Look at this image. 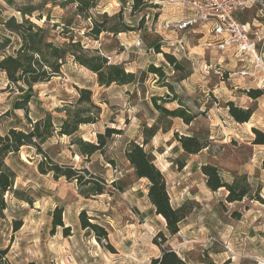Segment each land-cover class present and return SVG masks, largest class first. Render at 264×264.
Returning a JSON list of instances; mask_svg holds the SVG:
<instances>
[{"label":"rangeland","instance_id":"1","mask_svg":"<svg viewBox=\"0 0 264 264\" xmlns=\"http://www.w3.org/2000/svg\"><path fill=\"white\" fill-rule=\"evenodd\" d=\"M24 1L41 5L44 0ZM47 1L42 7L44 15H50L49 24L59 22L63 16H73L74 6L61 8L58 4L62 0ZM130 5L129 0H98L91 14L98 18L99 14L112 16L121 11L125 23L134 27L131 32L86 38L84 34L91 22L77 19L73 33L86 49L97 50L127 72L138 73L153 65L162 68L164 79L158 81L149 74L138 86L104 88L98 86L95 75L68 61L60 76L34 87L36 94L28 105L30 119L47 112L56 122L63 117L59 110L77 98L76 88H88L92 92V100L100 107L101 114L95 124L81 126L79 135L85 141L95 142L96 134H103L106 128L119 130L121 134L111 138L102 154L96 153L88 159L77 155V149L69 145L67 137L52 138L45 149L60 163L99 175L107 184V193L83 198L75 183L40 175L35 167L38 158L29 150H22L7 161L17 172L14 189L22 193V199L11 194L5 196L7 210L4 219H0V248H8L10 264H150L152 258L160 255L152 240L158 232L167 234L165 223L154 214L147 200V182L135 179L123 152L130 140L142 143V125L149 127L154 123L157 112L151 98L164 97L170 101L175 96L180 104L198 115L197 119L189 126L174 119L168 133L158 132L144 147L166 178L171 206L176 208L189 201L194 208L181 223L179 233L167 235L168 246L187 264H264V145L253 144L252 132L257 129L264 134V105L262 99L255 102L241 93L258 88L260 72L248 60L241 62L237 55L228 59L214 49H206L204 29L198 28L186 36V43L177 55L180 60L189 61L192 73L184 81L176 82L172 67L149 44L157 37L161 41L169 35L159 30L161 19L172 16L174 9L190 12L189 8L175 0H150L147 10L131 15ZM142 15H147L145 23L140 21ZM237 18L241 23L248 22L252 32L264 34V13L260 14L257 8L237 14ZM31 20L42 26L45 17L42 21ZM257 24L261 26L254 27ZM166 41L162 43L164 51L169 43ZM258 48L264 51V43H259ZM166 83L172 86V94L164 86ZM6 86L0 74V133L10 127L23 128L26 123L24 111L13 109L17 93L5 90ZM228 101L242 108L251 107L254 115L250 121L235 123L225 108ZM164 107L174 110L178 102L164 103ZM206 107L210 108L202 114ZM174 133L208 138L209 148L196 156L185 155L174 141ZM179 163H184L182 169L177 167ZM204 164L215 165L226 182L246 174L252 194L257 191L262 201L225 203V190L212 193L206 188L205 177L200 172ZM115 181L121 191L111 187ZM55 208L62 209L63 223L70 229L66 237L62 228H51ZM81 211H85L92 223L106 229L108 242L104 239L98 242L80 228ZM232 213H238V219ZM18 221L21 227L14 232L13 223Z\"/></svg>","mask_w":264,"mask_h":264},{"label":"trees","instance_id":"2","mask_svg":"<svg viewBox=\"0 0 264 264\" xmlns=\"http://www.w3.org/2000/svg\"><path fill=\"white\" fill-rule=\"evenodd\" d=\"M23 0H0V74L6 80L5 90L17 93V99L13 103L14 110H23L26 123L23 128L10 127L4 133H0V219H4V211L7 210V194L22 199V193L14 189L18 177L15 169L7 161L13 155H18L22 150H29L38 160L35 163L40 175H51L54 180L63 178L68 183H75L78 193L85 199L101 196L107 193L108 187L103 178L91 173L86 168H75L72 164H64L56 161L45 149V145L54 137L70 139L69 145L77 149L79 157L88 159L96 153H103L109 141L121 131L106 128L103 134H96V141H85L79 135L81 126L93 125L99 120L101 109L92 100V92L88 88H76L77 98L73 103L65 104L59 112L63 117L56 121L50 113H43L40 117L32 120L28 116V105L35 97L34 87L50 82L53 78L61 75L63 67L72 61L75 65L85 68L95 75L99 87L108 88L111 85L127 86L141 85L146 76L151 74L162 80L165 72L160 67L149 65L145 71L138 73L127 72L119 64L109 62V59L101 55L97 50H89L84 47L81 39L74 35V26L79 20H89L91 26L87 29L84 37L97 39L102 33L116 36L120 33H128L134 27L124 21L123 13L108 16L106 13L93 17L91 12L97 7L98 0H62L58 4L61 8L67 5L74 6L73 16L60 18L57 23L49 24V13L44 15L43 5H33ZM125 1V0H121ZM130 14L136 15L147 10L150 0H129ZM56 4V3H55ZM56 6V5H55ZM147 15H145L146 17ZM42 26L37 25L31 19L42 21ZM143 15L140 18L144 23ZM141 21V22H142ZM141 22L139 24L141 25ZM244 22L243 24H245ZM143 26V25H142ZM144 27V26H143ZM150 48L161 53L165 61L172 67L176 82H182L191 75L190 63L186 59L180 60L170 51L162 48L160 39H154L149 44ZM225 72V71H224ZM173 92L169 83L164 85ZM241 93L248 99L263 100L264 90L251 88ZM178 102V107L169 110L164 103ZM152 106L157 112V117L151 126L142 125L141 144L136 141H128L123 155L125 161L133 171L137 181L147 182V200L152 206L154 214L161 217L165 223L167 234L158 232L152 243L158 247L160 255L150 260V264H187L185 260L168 246V236L172 237L179 233L181 223L192 213L193 205L187 201L173 208L166 187V178L154 163V157L145 150V146L156 136L158 132H169L170 124L174 119H179L184 125H191L198 117L189 109L179 103L177 97L170 101L164 97H152ZM158 102H162L159 104ZM210 107H206L205 113ZM225 108L230 118L237 124L248 123L254 113L251 107L242 108L232 101L225 103ZM255 135L254 145H264V134L257 129H252ZM173 139L179 144L185 155L196 156L204 149L209 148L208 138H199L197 135L173 134ZM109 164H113L111 160ZM184 163L177 164L179 169ZM200 172L205 177L206 188L215 193L225 190L224 202L227 204L240 203L244 200L262 201L258 192L252 194L251 185L246 174L236 175L231 182L223 180L219 169L213 164L200 166ZM111 187L121 191L118 183L112 182ZM62 209L55 208L52 212L51 228H62L64 237L69 235V227H65L62 220ZM233 218L238 219V213H232ZM80 228L100 242L104 239L108 242V232L81 211L78 216ZM21 227V222L13 223L16 232ZM113 250V248L107 244ZM8 248H0V264H10L7 259Z\"/></svg>","mask_w":264,"mask_h":264},{"label":"built area","instance_id":"3","mask_svg":"<svg viewBox=\"0 0 264 264\" xmlns=\"http://www.w3.org/2000/svg\"><path fill=\"white\" fill-rule=\"evenodd\" d=\"M182 7L187 6L190 13L179 19H164L159 24V30L175 36L174 40L165 37L161 43L168 42L174 55L185 45V38L198 28L204 29L205 48L214 49L221 54L235 51L241 62L248 60L261 74L258 88L264 90V51L259 49V43H264V34L252 32L248 23H241L237 14H242L252 8L264 13V0H175ZM180 35V38L178 37ZM169 36V35H168Z\"/></svg>","mask_w":264,"mask_h":264},{"label":"crops","instance_id":"4","mask_svg":"<svg viewBox=\"0 0 264 264\" xmlns=\"http://www.w3.org/2000/svg\"><path fill=\"white\" fill-rule=\"evenodd\" d=\"M190 12L189 11H187V10H185V9H174V11H172V16H170V17H168V18H164V19H171V18H176V19H179L180 18V16L181 15H184V14H189ZM181 14V15H180ZM243 14V13H242ZM182 17V16H181ZM164 19H161V21L162 20H164ZM246 23H248V22H246ZM256 26H261V25H254V27H256ZM167 38L168 39H170L171 41L172 40H174V38H175V36L173 35V33L172 34H169V36L167 35ZM235 51H230V52H227V53H224L223 55H226V57L228 58V59H232V58H236L235 57ZM185 57V56H184ZM256 87H258L257 85H256ZM255 102H259V99L258 100H256ZM261 103H262V105H263V100L261 101ZM253 115H254V113H253ZM253 117V116H252ZM201 153V152H200ZM248 175H250L249 173H248ZM261 183H263V181L261 180ZM264 190V189H263Z\"/></svg>","mask_w":264,"mask_h":264},{"label":"water","instance_id":"5","mask_svg":"<svg viewBox=\"0 0 264 264\" xmlns=\"http://www.w3.org/2000/svg\"><path fill=\"white\" fill-rule=\"evenodd\" d=\"M167 97H169V95Z\"/></svg>","mask_w":264,"mask_h":264}]
</instances>
